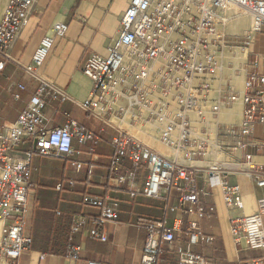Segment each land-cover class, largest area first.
<instances>
[{"label":"built area","instance_id":"1","mask_svg":"<svg viewBox=\"0 0 264 264\" xmlns=\"http://www.w3.org/2000/svg\"><path fill=\"white\" fill-rule=\"evenodd\" d=\"M36 0H8L0 21V72L8 49L26 25ZM238 9L251 20V32L243 37L241 48L248 46L254 33L264 30V0H130L120 18L117 35L111 39L105 56L90 53L82 66L92 87L86 100L79 102L82 110L115 127L109 157V181L116 187L124 186L130 198L142 195L163 199L165 210L182 212L195 219L188 220L183 234L184 245L175 246L177 228L164 219L139 221L146 231V240L139 264H171L162 259L165 252L174 253L176 264H207L205 257L192 250L202 236L199 221L213 216V206H203L198 189V174L208 176L209 187H219L223 201L229 207L241 208L242 197L238 184L228 176L237 170V162L224 161L228 150H243L252 141L253 127L264 126V76L257 71L258 61L245 64V93L227 94L216 100V108L229 106L238 98L243 103L238 125L215 123L214 137H198L193 131L192 116L205 122L204 105L209 100L212 81L219 71V60L224 49L239 47L234 36L223 28L238 16ZM68 26L56 22L34 50L25 72L38 83L24 110L9 125L0 124V264H16L27 250L32 237L28 229L30 162L34 154L46 157L73 156L74 142L85 144L94 135L76 120L68 118L64 124L48 127L44 114L48 100L65 101L67 94L47 82L37 73L53 47L54 41L65 35ZM19 89L24 86L19 84ZM16 98L19 95L14 94ZM213 114L216 110H213ZM131 127L152 125L158 131L159 142L171 150L164 156L124 131L113 120ZM30 138V149L16 155L15 148ZM211 159L204 168L200 160ZM250 163L251 155L247 154ZM127 162L129 166L124 165ZM71 166L82 167V162L71 160ZM259 186H264L263 168L251 166ZM69 185L73 182L69 181ZM61 184L56 186L60 190ZM179 191L175 204H169V191ZM85 206L98 209L90 219L89 237L105 241L102 227L112 221L118 203L108 197L84 195ZM264 197L257 200L256 211L232 222L230 232L235 242L244 241L251 250L264 251ZM87 222L84 216L73 218L71 230L76 232ZM209 240L212 238L209 237ZM80 248L70 255L78 261ZM86 264H101L88 261ZM234 264H264V255L238 260Z\"/></svg>","mask_w":264,"mask_h":264},{"label":"crops","instance_id":"2","mask_svg":"<svg viewBox=\"0 0 264 264\" xmlns=\"http://www.w3.org/2000/svg\"><path fill=\"white\" fill-rule=\"evenodd\" d=\"M7 2L8 0H0V21ZM129 2L130 0H36L26 25L8 49V58H4V67L0 72V124L9 125L25 109L38 86L24 67L31 63L34 50L40 40L51 32L53 25L56 22L66 23L68 29L65 35L55 39L37 73L47 82L61 88L69 99H49L44 114L49 118L47 126L50 128L61 126L71 118L94 135V140L85 144L74 142L75 152L69 158L38 154L32 156L28 212L32 243L19 256L16 264H86L88 261L101 264H139L146 240V231L138 226L139 221L164 219L168 225L177 228L176 235L181 240H176L175 246L186 243L183 234L188 220L195 217L165 210L163 199L146 198L142 195L130 198L124 186H114L109 181L108 166L112 154V138L118 134V130L85 112L78 105L88 98L92 87L91 80L82 73L84 61L90 53L107 55L111 39L117 35L121 15ZM229 21L225 26L228 34L249 33L247 28L242 30V26L249 21L246 15H239ZM228 53L230 56L224 53L220 56V69L212 81L209 100L204 105L205 122L199 123L192 116L193 131L198 137L205 136L204 131L207 130L213 139L216 122L222 125L240 123L243 110L240 98L229 106L218 108L216 100L230 93L239 96L245 93L244 67L247 62L257 60V71L264 76V30L254 33L243 50ZM2 59L0 56V60ZM19 84L24 89H19ZM16 93L18 98L14 96ZM213 110H216L215 114ZM113 122L150 148L171 157V150L159 142L158 131L154 126L138 128L115 119ZM250 140L252 144L245 149L226 148L221 156L224 161L239 164L237 170L228 176V180L240 187L241 208L227 206L223 201L221 188L209 187L206 174L197 176V188H204L206 191V194L200 196L203 206L214 207L212 217L199 221L202 236L192 245V250L202 254L207 264H234L238 260L264 255L263 250L247 248L244 241L235 242L230 232L232 222L254 213L257 200L264 197V186L258 185L251 167L264 170V126L254 125ZM31 146L32 141L27 138L16 146L15 154L18 155ZM247 154L251 155L250 163L247 162ZM71 160L82 162V167L74 168L70 164ZM200 161L191 163L204 168L210 164L211 159ZM124 165L129 166L127 162ZM69 181L73 184L69 185ZM58 184L62 185L60 190L56 189ZM84 195L108 197L118 203L116 217L102 227L107 236L105 241L89 237L90 219L98 213V209L85 206L82 203ZM178 196L179 191L171 189L169 204H175ZM78 215L84 216L87 222L73 232V218ZM1 232L0 226V235ZM209 237L212 239L209 240ZM75 247L80 248L78 261L70 257ZM161 258L176 264L174 253L165 252Z\"/></svg>","mask_w":264,"mask_h":264},{"label":"rangeland","instance_id":"3","mask_svg":"<svg viewBox=\"0 0 264 264\" xmlns=\"http://www.w3.org/2000/svg\"><path fill=\"white\" fill-rule=\"evenodd\" d=\"M239 12H240V11H239L238 9H234L232 13H236V14H237V13H239ZM244 15H245V14H244ZM238 16H239V15H238ZM246 16L248 17V20H249V21H248L247 24H244V25L242 26V30H243V29H246V28L249 29V30L251 29V20H250V17H249L247 14H246ZM226 24H227V23H226ZM225 26H226V25H225ZM228 30H229V29H228ZM223 31H224V33L227 34L228 36H234V37H237V38H235V41H237V42H238L237 44L239 45L238 48L233 49V50H227V49H224V51H223L224 54H226L227 56H230V53H228V52H233V51H234L235 53H237V51H239V50H241V49H242V50L244 49V48H241L240 46H241V42L243 41V37L246 36V35H244L243 33H242V34H238V35H237V34H236V35L228 34L227 31H226V29H225V27L223 28ZM240 48H241V49H240ZM225 52H226V53H225ZM224 54H223V55H224ZM148 126H149V125H148ZM138 128H140V127H138ZM173 191H174V190H173Z\"/></svg>","mask_w":264,"mask_h":264},{"label":"bare ground","instance_id":"4","mask_svg":"<svg viewBox=\"0 0 264 264\" xmlns=\"http://www.w3.org/2000/svg\"><path fill=\"white\" fill-rule=\"evenodd\" d=\"M238 15H244V13H242L241 11L238 13ZM246 15V14H245ZM230 22V21H229ZM240 25V24H239ZM230 26V25H229ZM249 32H251V30H249Z\"/></svg>","mask_w":264,"mask_h":264}]
</instances>
